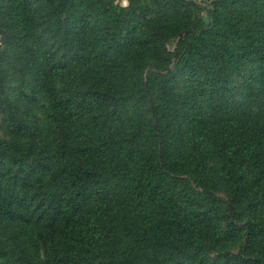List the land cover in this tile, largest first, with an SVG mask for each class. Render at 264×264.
Masks as SVG:
<instances>
[{
    "label": "trees",
    "instance_id": "16d2710c",
    "mask_svg": "<svg viewBox=\"0 0 264 264\" xmlns=\"http://www.w3.org/2000/svg\"><path fill=\"white\" fill-rule=\"evenodd\" d=\"M211 5L0 0V264H264V0Z\"/></svg>",
    "mask_w": 264,
    "mask_h": 264
},
{
    "label": "rangeland",
    "instance_id": "374dc122",
    "mask_svg": "<svg viewBox=\"0 0 264 264\" xmlns=\"http://www.w3.org/2000/svg\"><path fill=\"white\" fill-rule=\"evenodd\" d=\"M196 5L195 14L197 17V27L206 26L210 21V11L212 9L211 0H190ZM170 49H174V45L170 46ZM12 58L8 46L3 42H0V70L3 73L6 84L11 89V96L14 97L16 92L14 91L18 84V76L12 71ZM173 68V65L170 69ZM24 89L27 94H33V90L29 84V81L24 86ZM33 112L35 113L39 123L45 129L46 128V120L48 116V108L46 104H44L41 100L33 106ZM11 138L10 132L7 128L5 119L3 115L0 113V140H9ZM218 197L224 201L225 195L223 191L218 194ZM243 241H232L228 248L230 255L235 256L240 250L241 244Z\"/></svg>",
    "mask_w": 264,
    "mask_h": 264
}]
</instances>
